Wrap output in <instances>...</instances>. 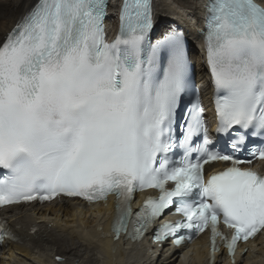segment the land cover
<instances>
[{
	"label": "snow or ice",
	"instance_id": "snow-or-ice-1",
	"mask_svg": "<svg viewBox=\"0 0 264 264\" xmlns=\"http://www.w3.org/2000/svg\"><path fill=\"white\" fill-rule=\"evenodd\" d=\"M206 11L215 132L230 151L211 146L199 90L189 98L183 32L152 42L153 0H122L112 42L108 0H35L0 42V207L114 195L112 230L134 241L174 209L182 218L160 224L155 242L179 247L207 229L212 264L218 237L236 264L238 243L264 232V175L241 167L264 160V144L248 143L264 140V7L209 0ZM213 162L229 166L205 179ZM149 188L159 196L134 211ZM17 239L0 227V244Z\"/></svg>",
	"mask_w": 264,
	"mask_h": 264
},
{
	"label": "bare ground",
	"instance_id": "bare-ground-1",
	"mask_svg": "<svg viewBox=\"0 0 264 264\" xmlns=\"http://www.w3.org/2000/svg\"><path fill=\"white\" fill-rule=\"evenodd\" d=\"M168 1L153 0L156 13L153 36L159 38L176 25L183 27L192 41L191 55L196 61L197 72L206 82L208 75L202 53L196 48L197 40H200L197 29L204 24V0ZM34 2L0 0V42ZM172 4L176 6L174 9ZM118 8L114 0L110 2L106 24L112 34L118 29ZM203 97L207 107L206 92ZM114 205L112 197L97 204L56 198L44 205L21 204L4 209L0 221L18 239L0 245V264H212L203 236L186 250L168 246L158 250L150 237L140 241L115 239L112 230L116 216ZM244 245L247 252L236 254V264H264V232ZM56 257L61 261H56ZM215 264L232 262L222 252L216 256Z\"/></svg>",
	"mask_w": 264,
	"mask_h": 264
},
{
	"label": "rangeland",
	"instance_id": "rangeland-1",
	"mask_svg": "<svg viewBox=\"0 0 264 264\" xmlns=\"http://www.w3.org/2000/svg\"><path fill=\"white\" fill-rule=\"evenodd\" d=\"M167 1H168V0H167ZM168 3L171 4L170 1H168ZM172 6H173V7H172L173 9H174V7H176V6H174L173 4H172ZM176 9H177V8H175V10H176ZM176 11H180V10L177 9ZM181 13H182V12H181Z\"/></svg>",
	"mask_w": 264,
	"mask_h": 264
},
{
	"label": "water",
	"instance_id": "water-1",
	"mask_svg": "<svg viewBox=\"0 0 264 264\" xmlns=\"http://www.w3.org/2000/svg\"><path fill=\"white\" fill-rule=\"evenodd\" d=\"M56 261H61V258L58 260L57 257H56Z\"/></svg>",
	"mask_w": 264,
	"mask_h": 264
},
{
	"label": "clouds",
	"instance_id": "clouds-1",
	"mask_svg": "<svg viewBox=\"0 0 264 264\" xmlns=\"http://www.w3.org/2000/svg\"><path fill=\"white\" fill-rule=\"evenodd\" d=\"M6 241H9V240H6ZM5 243V242H4ZM232 262V260H230Z\"/></svg>",
	"mask_w": 264,
	"mask_h": 264
}]
</instances>
